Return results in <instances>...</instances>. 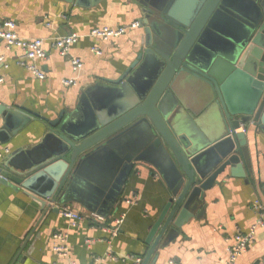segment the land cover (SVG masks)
<instances>
[{
  "label": "water",
  "instance_id": "obj_1",
  "mask_svg": "<svg viewBox=\"0 0 264 264\" xmlns=\"http://www.w3.org/2000/svg\"><path fill=\"white\" fill-rule=\"evenodd\" d=\"M61 1L82 8L100 2ZM136 1L146 14L137 59L119 79L101 80L75 110L51 122L54 143L45 161L21 173L5 164L0 181L43 191L52 202L59 197L60 205L79 196L97 210L109 201L108 192L125 185L135 165H151L172 198L150 232L149 240L160 231L147 264L169 228H181L193 216L228 168L246 177L247 137L236 131L251 123L264 130V0ZM154 11L159 18L151 21ZM186 81L210 106L198 120L187 114L189 105L178 92ZM0 115V135L12 136L36 114L0 104ZM98 161H109L108 168H92Z\"/></svg>",
  "mask_w": 264,
  "mask_h": 264
},
{
  "label": "crops",
  "instance_id": "obj_2",
  "mask_svg": "<svg viewBox=\"0 0 264 264\" xmlns=\"http://www.w3.org/2000/svg\"><path fill=\"white\" fill-rule=\"evenodd\" d=\"M143 18V7L136 0H100L90 8L61 0H0V24L14 21L20 37L43 39L49 54L47 61L37 64L46 75L40 80L18 65L22 52L7 51L0 40V56L4 57L0 64V104L36 114L16 135H0V153L4 155L0 169L10 163L13 171L21 173L45 161L54 143L49 137L51 122L75 110L82 95L101 80L119 79L144 47L142 27L109 42L90 38L91 30L126 27ZM71 34L79 36L71 48V56L84 63L79 73L73 72L68 59L60 57L53 46L56 39ZM94 47L102 56L93 52ZM66 79L76 80V86H64ZM183 85L190 99L185 111L198 120L210 106L202 103L195 84L186 81ZM2 126L0 115V132ZM245 129L250 159L246 177L232 175L228 168L205 192L193 216L181 228H169L147 264H225L226 240L247 234L260 220L264 223V130L252 123ZM108 162H95L92 168L107 169ZM107 196L109 201L94 210L79 196L60 205L59 197L52 202L43 191L38 194L0 181V264H135V258H141L143 264L160 231L149 240L150 232L172 198L168 186L158 171L143 163L135 165L125 185ZM127 200L134 202L130 205ZM42 201L47 204L45 213ZM51 204L52 209H48ZM60 206L81 214L77 227L72 228L54 212ZM125 212V223L114 236L111 228ZM61 232L69 236V258H59L53 252V235ZM171 235L174 238L169 241ZM109 254L116 256L117 262H112ZM263 262L264 225L257 227L253 242L237 264Z\"/></svg>",
  "mask_w": 264,
  "mask_h": 264
},
{
  "label": "built area",
  "instance_id": "obj_3",
  "mask_svg": "<svg viewBox=\"0 0 264 264\" xmlns=\"http://www.w3.org/2000/svg\"><path fill=\"white\" fill-rule=\"evenodd\" d=\"M141 27L140 22H134L130 26H122L119 28H109V27H97L91 30L89 37L102 42H109L114 38H118L126 35L129 31L135 30ZM0 40L4 43L5 49L10 51L12 49H18L22 52V56L18 62V65L22 68H25L32 73L37 79L44 80L46 78L43 70L38 67V62H45L49 59V54L45 49V41L43 39H26L20 37L17 32V24L14 21L7 20L0 24ZM79 41V36L76 34H71L62 38H58L54 41V48L58 52L59 56L68 59L70 62L73 72L79 73L84 67L83 61L78 57L71 56V48ZM93 52L96 55L102 56V52L99 48H92ZM4 63V57L0 56V64ZM7 67V66H6ZM1 82V80H0ZM63 85L66 87L76 86V80L66 79L63 80ZM242 132L245 133V125H242L236 133ZM8 153V151H6ZM4 155L0 153V164ZM134 200H127V204H132ZM53 205V204H52ZM51 205V206H52ZM59 214L66 220L70 222V226L75 228L78 226L79 222L82 220L80 213L66 207L60 206ZM127 214L122 213L120 217L115 221L111 232L114 236H117L122 226L125 223ZM96 218V217H95ZM263 220L258 221L254 226H252L247 234L239 233L233 238H228L226 242L228 243L227 255L228 259L225 264H237L239 258L247 252L250 244L254 240L256 229L258 226H263ZM54 246L53 252L59 258H69L70 249H69V236L67 233H55L53 235ZM109 259L113 262H117L118 258L112 254L108 255ZM141 258H135V264L142 263ZM171 264H176L171 262ZM261 264H264L261 263Z\"/></svg>",
  "mask_w": 264,
  "mask_h": 264
},
{
  "label": "rangeland",
  "instance_id": "obj_4",
  "mask_svg": "<svg viewBox=\"0 0 264 264\" xmlns=\"http://www.w3.org/2000/svg\"><path fill=\"white\" fill-rule=\"evenodd\" d=\"M144 15H146V14H144ZM158 18H159V14H158V12H157V11H154V15H151L150 20H151V21H154V20H157ZM182 87H183V86H181V87L178 89V92L180 93L181 97L183 98L185 104H187V103L190 101V99L188 98V94H187V88L184 89V88H182ZM173 122H174V120H173ZM173 122H172V123H173Z\"/></svg>",
  "mask_w": 264,
  "mask_h": 264
}]
</instances>
